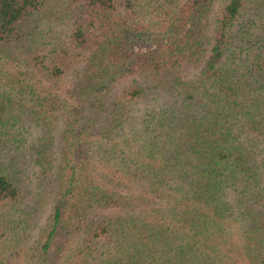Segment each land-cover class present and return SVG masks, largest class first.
<instances>
[{
    "label": "trees",
    "instance_id": "obj_1",
    "mask_svg": "<svg viewBox=\"0 0 264 264\" xmlns=\"http://www.w3.org/2000/svg\"><path fill=\"white\" fill-rule=\"evenodd\" d=\"M7 142L0 264H264V0H0Z\"/></svg>",
    "mask_w": 264,
    "mask_h": 264
},
{
    "label": "rangeland",
    "instance_id": "obj_2",
    "mask_svg": "<svg viewBox=\"0 0 264 264\" xmlns=\"http://www.w3.org/2000/svg\"><path fill=\"white\" fill-rule=\"evenodd\" d=\"M182 1V0H181ZM221 3L219 1L215 2L212 6L211 12H210V18L213 19V17L216 16L217 11L220 8ZM130 37H132L130 41V46L134 49L137 48H145L149 46L154 40L158 41L161 39V35H150V34H135V33H130ZM164 36V35H163ZM162 36V38H163ZM173 36L172 34L165 35L164 38H168ZM198 71V66L193 67V66H187L184 69L185 76H193L196 74ZM9 141V140H8ZM1 145V143H0ZM15 154V151L13 149V145L11 146L8 142L6 145H3L0 147V157L4 159H9ZM19 167L22 169L21 176L26 183V185L29 187V190H27L26 197H30L32 194V190L34 186V183L37 181V175L33 172V169L29 167V165L25 164L22 160L19 163ZM29 172H32L33 175H31ZM32 180V184H30V181Z\"/></svg>",
    "mask_w": 264,
    "mask_h": 264
}]
</instances>
